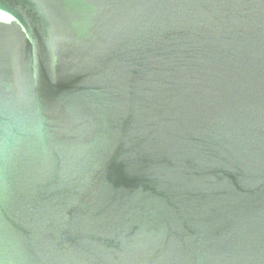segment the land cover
<instances>
[{"label":"water","instance_id":"obj_1","mask_svg":"<svg viewBox=\"0 0 264 264\" xmlns=\"http://www.w3.org/2000/svg\"><path fill=\"white\" fill-rule=\"evenodd\" d=\"M0 264H264V0H0Z\"/></svg>","mask_w":264,"mask_h":264}]
</instances>
